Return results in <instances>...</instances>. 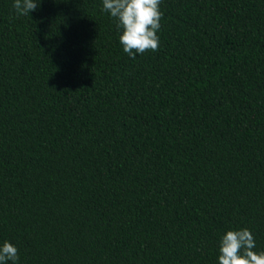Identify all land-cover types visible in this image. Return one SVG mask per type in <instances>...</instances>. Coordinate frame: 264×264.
I'll use <instances>...</instances> for the list:
<instances>
[{
    "label": "trees",
    "instance_id": "1",
    "mask_svg": "<svg viewBox=\"0 0 264 264\" xmlns=\"http://www.w3.org/2000/svg\"><path fill=\"white\" fill-rule=\"evenodd\" d=\"M0 264H264V0H0Z\"/></svg>",
    "mask_w": 264,
    "mask_h": 264
}]
</instances>
